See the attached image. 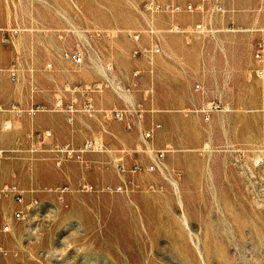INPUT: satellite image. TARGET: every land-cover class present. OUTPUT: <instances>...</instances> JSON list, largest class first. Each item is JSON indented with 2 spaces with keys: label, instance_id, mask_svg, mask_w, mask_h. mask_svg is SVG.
<instances>
[{
  "label": "rangeland",
  "instance_id": "1",
  "mask_svg": "<svg viewBox=\"0 0 264 264\" xmlns=\"http://www.w3.org/2000/svg\"><path fill=\"white\" fill-rule=\"evenodd\" d=\"M147 3L202 0H0V103L44 109L0 113V188L16 185L25 197L0 200V264H264V194L252 180L264 158L254 57L264 0H210L178 13ZM77 52L81 65L66 58ZM60 100L77 112L55 111ZM212 102L220 108L207 121L202 109ZM138 105L132 130L106 114ZM91 140L104 151L56 152ZM165 149L160 170L148 171ZM71 196L92 201L63 206Z\"/></svg>",
  "mask_w": 264,
  "mask_h": 264
},
{
  "label": "built area",
  "instance_id": "2",
  "mask_svg": "<svg viewBox=\"0 0 264 264\" xmlns=\"http://www.w3.org/2000/svg\"><path fill=\"white\" fill-rule=\"evenodd\" d=\"M206 1H210V0H202V3L197 4V5H193V4H189L186 6H181V5H161V4H154V3H147L145 5V9L147 11H151V12H155V11H164V12H168V13H178V12H182V11H186V12H193V11H202L204 9V5L203 2ZM216 10L218 12L223 11V6L220 3L216 4ZM197 30H202L203 26L202 25H198L196 26ZM129 37H131L133 40L135 41H139L141 38V35L139 33H130ZM151 53L154 52H160V48L159 47H155L154 49L150 50ZM139 52L136 51L135 55H138ZM254 57L255 60L262 64L264 62V41H258L255 43L254 45ZM66 58L68 60H71L73 63H75L76 65H81L84 61V57L82 55V53L77 52L74 55H66ZM51 67V66H49ZM10 75L11 77L15 78L16 77V72L14 70L10 71ZM135 75H138V73H135ZM255 76L258 79H264V68L262 66L258 67L255 71ZM141 105L136 106L134 109H113L109 112H107V116L113 118L114 120H116L119 123H122L125 128L127 130H132L135 126V120L142 118L143 116V110L141 109ZM220 108V106L218 104H216L215 102L209 103L207 106H205L202 109V112L205 115V118L207 121L210 120L211 114L213 111H216ZM55 111L58 112H67L69 114H73L75 112H77V110L75 109L74 105H67L65 106L63 101L60 100L55 104L54 107ZM8 111L10 113L16 114V115H20L24 112L28 113L29 115H35L37 112H41L44 111L43 108L37 106L28 110H22L20 109L18 106L13 105L11 106L9 109H6L3 105H1L0 103V113L1 112H5ZM84 112L89 116V117H93L96 113L97 110L95 109L93 103L91 101H87L85 106H84ZM161 128L160 124H156L153 125L152 128L148 131H146L143 134V138L145 140H150L152 139L155 131L159 130ZM4 129L5 130H11L12 129V124L10 123H6L4 125ZM45 137L49 138L51 137V133L47 132L45 133ZM104 151V146L96 141H88L86 142L83 146L75 149L73 147H71L70 145H67L61 149H57L56 152L64 155L66 158L69 159H79L81 157L82 154L87 153V152H92V153H99V152H103ZM170 150L165 149V150H160L159 152H157L153 158H152V162L151 164L147 167L148 171H156V170H160L161 165L163 160L166 158L167 153ZM7 151L0 149V163L2 162V160L5 158ZM62 162L58 161L57 165L61 166ZM254 168L255 169H263V171L260 173H254L252 175V180L254 182V184L256 185V188L264 194V158H259L254 162ZM136 170H140V167H136ZM83 189L91 192L94 190V187L92 185H88L85 184L83 185ZM120 190V189H119ZM12 198L17 204H24V193L23 191H21L16 185H5L2 188H0V200H2L3 198ZM36 209L39 208V203L35 202L33 205ZM15 219L20 221L24 218V213L23 211H18L17 213H15ZM12 226L10 224H5L2 228V232L4 233H8L11 231ZM7 256V251L0 246V259H2L3 257Z\"/></svg>",
  "mask_w": 264,
  "mask_h": 264
},
{
  "label": "bare ground",
  "instance_id": "3",
  "mask_svg": "<svg viewBox=\"0 0 264 264\" xmlns=\"http://www.w3.org/2000/svg\"><path fill=\"white\" fill-rule=\"evenodd\" d=\"M111 66V65H110ZM93 159V157H89V159L88 160H92ZM43 165V164H42ZM121 190V189H120ZM75 198L76 197H73V196H71L70 197V200H68V199H61L60 201H61V203H62V205L63 206H65V207H68L69 206V203H70V201H71V199H74L75 200ZM77 199H79L80 201H83V202H85V203H91V201H92V199H88V198H76V200ZM108 201V202H107ZM82 202V203H83ZM106 203H109L110 204V206L112 205V206H115V207H119V205L121 204V202H117V203H114L113 201H110V200H106Z\"/></svg>",
  "mask_w": 264,
  "mask_h": 264
},
{
  "label": "crops",
  "instance_id": "4",
  "mask_svg": "<svg viewBox=\"0 0 264 264\" xmlns=\"http://www.w3.org/2000/svg\"><path fill=\"white\" fill-rule=\"evenodd\" d=\"M264 63V62H263ZM263 63H262V67L264 68V66H263ZM260 67V66H259ZM43 199H45V200H50V199H54L55 198V195H53V194H50V193H43V194H41L40 195ZM1 209V208H0ZM3 210V209H2ZM4 212L2 211V214H3Z\"/></svg>",
  "mask_w": 264,
  "mask_h": 264
}]
</instances>
